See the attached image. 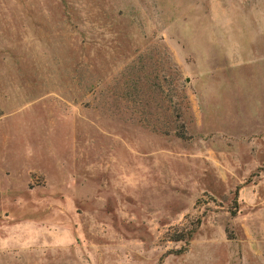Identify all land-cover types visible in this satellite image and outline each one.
Listing matches in <instances>:
<instances>
[{
	"label": "rangeland",
	"instance_id": "rangeland-1",
	"mask_svg": "<svg viewBox=\"0 0 264 264\" xmlns=\"http://www.w3.org/2000/svg\"><path fill=\"white\" fill-rule=\"evenodd\" d=\"M0 243L264 264V0H0Z\"/></svg>",
	"mask_w": 264,
	"mask_h": 264
},
{
	"label": "crops",
	"instance_id": "crops-1",
	"mask_svg": "<svg viewBox=\"0 0 264 264\" xmlns=\"http://www.w3.org/2000/svg\"><path fill=\"white\" fill-rule=\"evenodd\" d=\"M3 247L5 246L2 243H0V251L3 250ZM7 247H9V245Z\"/></svg>",
	"mask_w": 264,
	"mask_h": 264
}]
</instances>
